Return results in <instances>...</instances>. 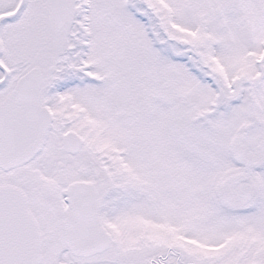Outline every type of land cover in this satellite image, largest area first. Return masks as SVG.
<instances>
[{
	"label": "rangeland",
	"instance_id": "rangeland-1",
	"mask_svg": "<svg viewBox=\"0 0 264 264\" xmlns=\"http://www.w3.org/2000/svg\"><path fill=\"white\" fill-rule=\"evenodd\" d=\"M18 1L0 0V12L14 8ZM95 1H97L96 4L93 2L91 8L87 9V13L86 11L84 13L85 9L83 8L81 14L86 15L88 22L85 30L88 28L89 37L96 50L99 44L98 33L102 24L105 23L102 17V8L105 9V6L101 3L104 0ZM106 1L110 3L106 11L112 15L125 16L127 14L122 5L120 8L119 4L122 3V0L119 1L120 3H117L116 0V4H114V0ZM135 1L137 0H133V3ZM145 1L153 2L155 5L161 2L160 0ZM240 1L245 3L248 11L255 15L259 23L264 22V0ZM163 2L168 5L170 10L164 9L166 19L162 20L165 23H170V30H174V36L186 37L192 43L200 42L199 45H203L204 48L215 46L219 53L226 50L232 59H238V51L241 52L242 45H236V48L230 44L225 45L222 41V30L214 28V26H220L221 22H216L218 24L211 27L212 20L221 15L220 9L214 5L213 0H164ZM230 2L233 3L234 0H230ZM208 5L209 12L202 17L204 8H207ZM47 6L48 0H28L21 17L6 25L3 30L5 47L3 59L13 73L16 64V79L34 64L45 69L55 61L54 55L58 53V49L51 50L47 44L50 37L49 24L46 23L47 17L50 16L47 13ZM115 6L117 10L114 8ZM158 11L160 12L161 9ZM150 12L153 16L155 15L152 11ZM161 16H164L163 11ZM134 33L138 34L137 37L143 33L140 40L144 49L151 48L142 26H139L137 30L134 28ZM214 35H218V39H213ZM123 41L116 40L115 44H121ZM259 41L264 42V27L262 25L258 26L255 33L253 46L249 51H246L243 58H239L238 69L241 71L236 70L233 61L229 60V66H227L230 74L236 77L241 75V72L246 77L251 75L255 70L254 59ZM200 48L203 49V47ZM202 52H207L206 48ZM145 54V52L141 53L142 56ZM218 57L223 58L221 54H218ZM204 80L205 78L202 81L194 80L192 92L188 93L189 97L198 102L197 107L202 112L206 109L210 110L212 106L215 107V100H211L215 93L209 82ZM138 89L142 90L141 87ZM6 91L7 89H5ZM3 93V89H0V97L3 96ZM246 93L247 91L245 95ZM259 99L256 105L258 126L248 134L247 142L249 143L259 137H264V96L261 95ZM224 105L219 98L218 108L221 110ZM249 113L248 100L245 97L228 116V120H225L221 114L213 118L210 113H203L199 120L194 121L192 118L195 111H191L192 115L189 118L176 120L179 124L177 125L175 122L173 128L166 129L163 135L160 132L152 135L147 132L134 131L132 134L114 136L101 131L100 144L111 142L118 152L126 150V158L132 160L130 166L133 169V176L137 178L146 176L147 179L132 177V189L119 193L117 198L116 192H112L111 189L114 187V184H111V179H86L94 182L100 191L104 190L105 198L112 199L111 202L114 206L117 202V207H121L129 214V217L128 225L126 228L123 227L121 232L120 247L114 246L102 255L76 262L78 264H148L157 260L158 257L164 259L169 253L166 264H174V262H178L175 251L177 254L185 255V259L180 261L181 264H192L191 261L196 264H213L210 261H219L217 258L222 254L233 255L232 260L237 259L239 264H255V262L264 264V165L261 166L260 171L256 169L252 172L258 176V179H249L253 186L252 199L249 202L239 201L237 200V190L242 181L247 178L243 173V168L231 162V158H227L225 154L226 145L230 144L231 138L238 131L243 134L244 126L250 121ZM183 124L186 129L182 128ZM226 124H228L227 130L225 129ZM133 126H135V122H133ZM109 127L112 128V124ZM210 150H217V153L214 154L219 160L216 162V166L219 168L217 172L205 160L204 154ZM89 164L91 165L92 162ZM90 170L93 173L94 168H90ZM225 171H227V179H222ZM21 175L26 176H22L26 179H19V181H32L27 182V185L32 191H36L35 197L32 199L34 211L38 213L39 218L47 219L41 230L42 252L44 253L42 264H55L59 256L63 258L65 256L61 235L59 236L58 233L62 218L59 202L64 197L67 185L74 179L30 180L28 179L30 174L27 171L22 172ZM150 175L153 181L148 180ZM106 176L109 174L103 175V177ZM145 181H149L147 187L156 191V196H151L149 191L144 189ZM46 185L49 186L48 190H45ZM117 189L120 191L118 183ZM129 193L132 195V199L128 204V201L125 202L124 196L128 197ZM49 195L52 196L50 200H45L44 198L46 196L49 198ZM39 198L43 201L42 203ZM110 213L111 209L109 208L107 214ZM50 215L52 216L51 221ZM140 224L142 226L137 227ZM131 229L141 230V236L145 238L144 245L151 247L147 252H142V248L145 247L137 242L130 247L131 244L126 239L132 237L130 236ZM169 246H172L174 251L169 249ZM244 251L245 258L242 259L240 256ZM206 255H209L210 261L205 260ZM248 260L253 262L250 263Z\"/></svg>",
	"mask_w": 264,
	"mask_h": 264
},
{
	"label": "flooded vegetation",
	"instance_id": "flooded-vegetation-1",
	"mask_svg": "<svg viewBox=\"0 0 264 264\" xmlns=\"http://www.w3.org/2000/svg\"><path fill=\"white\" fill-rule=\"evenodd\" d=\"M119 1L117 0V3H120ZM93 2L97 1L70 0L65 25L57 28L52 15L53 0H48L47 13L50 16L47 17L46 23L49 24L50 37L47 44L51 50L58 49V53L54 55L55 61L47 66L54 67L51 71L41 69V104L52 114L51 130L43 150L26 166L8 172L0 170V185H17L32 196L33 192L27 185V182L32 181H19L26 179L21 175L26 171L30 174V180L131 179L127 172L121 171L117 175V168L120 166L113 150L117 148L111 142L100 144L101 131L114 136L128 135L134 131L153 135L163 133L166 129L170 130L178 119L185 120L196 105L195 100L188 96L193 82L192 66L197 68L199 65L209 70L214 63L220 65V77L217 73H211L209 78L215 82L216 87H220V99L225 104L221 111L225 120L228 117V104L238 103L242 89L239 85L229 86L228 64L231 60L233 65L238 67L239 58L244 57L243 53L238 54V59H232L226 50L219 53L218 49H214L216 53L205 54V64L199 62L196 65L192 62L188 63L187 67L180 64L185 58L173 57V54L169 53L174 51L172 47L163 49L161 53L144 51L145 56H141L143 49L140 36L143 33L137 37L134 28L137 30L142 26L144 29L148 20H151L149 23H161V18L155 10L157 5L145 0L141 3L122 0L119 5L120 8L123 6L126 9L125 16L112 15L106 11L110 3L101 1L105 6V9L102 8L105 23L98 33L99 44L95 50L88 29V33H82L79 26L81 20L78 22L79 10L85 8V3H88L89 10ZM235 7V2L231 6H224L229 14L226 16L225 25L228 40L250 46L254 42L255 28L246 24L243 19L235 28L230 25V22L237 18L232 16ZM114 8L117 10L116 6ZM3 12L5 11L0 13ZM162 33L168 35V32ZM144 34L147 35L145 32ZM116 40L123 42L115 44ZM173 42L174 38L170 37L169 45ZM223 42L229 44L227 41ZM83 44L87 45V52ZM195 49L193 44L184 48L189 58L195 54ZM218 54H221L223 61ZM257 57V68L251 73L252 81H245L248 90L256 96L261 92V84L264 82V59L258 60ZM200 58L203 60L202 55L197 59ZM136 84H139L142 90L135 89ZM143 102L148 105L142 106ZM110 124L112 128L109 127ZM72 133L79 136L83 143L77 152H68L64 148L65 138L69 134V141H72ZM75 139L79 140L77 137ZM246 143L243 139L236 149L228 147L225 154L227 158H231V162L243 166L247 154L252 152L255 156L252 169L257 168L264 163V149L258 151L255 141L247 145ZM73 145L69 147L72 148ZM124 153L126 155L120 158L124 165L130 168L132 160L126 158V150ZM207 155L211 162L215 161L214 157ZM90 168H94L93 173ZM106 173L109 176L103 177ZM222 179H227V171ZM247 179H256V176L248 175Z\"/></svg>",
	"mask_w": 264,
	"mask_h": 264
},
{
	"label": "water",
	"instance_id": "water-1",
	"mask_svg": "<svg viewBox=\"0 0 264 264\" xmlns=\"http://www.w3.org/2000/svg\"><path fill=\"white\" fill-rule=\"evenodd\" d=\"M69 0H55L54 17L62 24ZM26 0H20L15 12L0 17L16 18ZM1 52V42H0ZM4 72L3 84L8 77ZM41 74L30 70L16 83L9 96L0 103V168L9 170L26 164L43 147L51 118L39 106ZM250 186L244 184L240 197L250 199ZM65 202L70 213L64 220V243L76 257H90L109 248L110 236L101 226L99 199L88 184L76 183ZM41 237L37 223L27 209L23 194L12 187H0V264H40Z\"/></svg>",
	"mask_w": 264,
	"mask_h": 264
},
{
	"label": "trees",
	"instance_id": "trees-1",
	"mask_svg": "<svg viewBox=\"0 0 264 264\" xmlns=\"http://www.w3.org/2000/svg\"><path fill=\"white\" fill-rule=\"evenodd\" d=\"M236 255H237V254H236ZM240 257H241V258H244V255H241ZM125 259H126V258H125ZM232 259H233V258H232V256H230V255L224 256L223 259H222V263H223V262L226 263L227 261L230 260V263L234 264ZM118 264H120V263H118Z\"/></svg>",
	"mask_w": 264,
	"mask_h": 264
}]
</instances>
